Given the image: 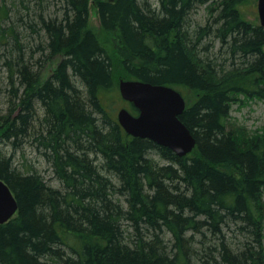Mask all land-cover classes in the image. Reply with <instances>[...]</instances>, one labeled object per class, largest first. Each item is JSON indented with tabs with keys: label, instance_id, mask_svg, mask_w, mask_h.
I'll list each match as a JSON object with an SVG mask.
<instances>
[{
	"label": "trees",
	"instance_id": "1",
	"mask_svg": "<svg viewBox=\"0 0 264 264\" xmlns=\"http://www.w3.org/2000/svg\"><path fill=\"white\" fill-rule=\"evenodd\" d=\"M245 1L59 0L35 9L29 32L5 25L0 7V143L14 151L33 138L59 184L0 150L19 207L0 224V264H264V131L229 120L243 97L264 100V28ZM91 5L113 53L89 26ZM202 5L207 22L195 24ZM117 60L125 79L196 94L181 115L192 152L134 137L111 116Z\"/></svg>",
	"mask_w": 264,
	"mask_h": 264
},
{
	"label": "rangeland",
	"instance_id": "2",
	"mask_svg": "<svg viewBox=\"0 0 264 264\" xmlns=\"http://www.w3.org/2000/svg\"><path fill=\"white\" fill-rule=\"evenodd\" d=\"M59 0H0L1 9L7 11V17L5 18V25L14 23L17 28L23 32H29L30 30L26 28L25 21L29 18L37 20L35 9L42 7V5H48L52 7V11H56L59 3ZM243 15L255 24H260V16L258 12V0H247L241 6ZM30 10V11H28ZM209 12L206 5H202L194 12L192 18L195 24L204 25L207 22ZM22 18L24 21L20 20ZM89 26L95 29L100 35L101 39L107 44L108 50L113 53L115 48V43L111 35L102 29L100 18L97 10L94 5H91L90 10V21ZM34 40L36 34L34 35ZM38 40H35V44ZM40 56V53H36V57ZM116 57L119 59L118 55ZM118 62L117 71H121L120 62ZM58 64V60L51 62L46 66L44 71L43 79L48 77L53 69ZM123 71L117 73V81L115 87L107 93V110L111 116H118V112L121 108H130V105L122 98L119 89V83L123 78ZM7 69L4 65V60L0 56V115L7 113ZM129 79V78H126ZM183 93L186 99L189 101L194 100L196 94L189 89H183ZM38 113L42 117V110L38 106ZM230 122L238 126L241 130L245 131L244 133L250 134L252 131H259L261 133L264 131V100L258 97L255 98H242L239 102L233 104L231 109ZM248 131V132H247ZM243 134V133H242ZM245 135V134H244ZM33 138H27L23 140L21 148L14 150L11 146H6L4 143H0V150L4 154L11 155L14 153V161L16 165L27 163L28 167H33L40 174L44 175L46 180L48 179L52 185L58 186V180L55 178V175L52 170V166L49 161L45 159L41 148L38 147V144L33 141Z\"/></svg>",
	"mask_w": 264,
	"mask_h": 264
},
{
	"label": "water",
	"instance_id": "3",
	"mask_svg": "<svg viewBox=\"0 0 264 264\" xmlns=\"http://www.w3.org/2000/svg\"><path fill=\"white\" fill-rule=\"evenodd\" d=\"M258 12L264 28V0H258ZM119 89L122 97L136 108V113L126 107L118 112V121L128 134L148 138L179 156L196 147L195 136L181 120L187 106L181 91L137 79H121ZM18 208L15 194L0 177V224L14 217Z\"/></svg>",
	"mask_w": 264,
	"mask_h": 264
},
{
	"label": "bare ground",
	"instance_id": "4",
	"mask_svg": "<svg viewBox=\"0 0 264 264\" xmlns=\"http://www.w3.org/2000/svg\"><path fill=\"white\" fill-rule=\"evenodd\" d=\"M42 115H43V112H42ZM187 126V125H186ZM192 132V131H191ZM6 146H8V143L5 144ZM10 145V144H9ZM2 151V150H1ZM3 153V152H2ZM27 168H28V165L27 163L25 164H20V165H17V169L20 171V172H26L27 171ZM47 181L50 183V181L47 179Z\"/></svg>",
	"mask_w": 264,
	"mask_h": 264
}]
</instances>
